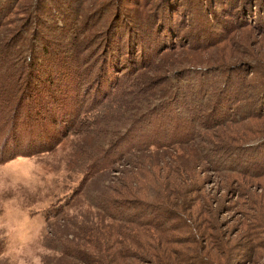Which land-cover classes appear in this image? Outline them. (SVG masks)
Wrapping results in <instances>:
<instances>
[{
	"label": "rangeland",
	"instance_id": "374dc122",
	"mask_svg": "<svg viewBox=\"0 0 264 264\" xmlns=\"http://www.w3.org/2000/svg\"><path fill=\"white\" fill-rule=\"evenodd\" d=\"M61 1L65 13L76 18L78 32L67 37L62 30L47 28L49 33L38 39L45 49L54 47L57 53L49 57L52 62L49 60L44 69L42 58L36 71L39 76L31 80L50 89L52 80L48 76L53 75L51 69L56 62H64L61 57L65 54L76 53L77 71L85 84L81 111H72L77 115L72 120L78 123L79 116L81 129L96 108L101 115L110 112L113 116L124 108L115 107L108 93L113 89L112 81L117 80L115 76H119L116 82L120 84L127 78L124 76L131 71L129 67L147 66L148 80L153 83L149 91L156 92L150 98L152 106L171 100L163 108L151 106L143 119L135 117L137 121L124 135L116 137L123 135L116 148L110 149L109 157L120 158L89 183L97 191L102 182L116 187L126 170L132 207L122 215L141 209L144 220L150 211L166 216L163 226L159 221L157 228L144 225L149 232L141 238L143 246L132 247L139 255L135 264H264V0H182L177 10L169 3L165 15L159 11L157 0H125L126 4H117V0ZM42 3L0 0V47L17 29L20 33L23 29L31 31L34 26L30 16L42 13ZM121 7L132 14L124 17ZM106 14L111 20L118 17L124 25L123 18H136L134 21L140 23L150 19L156 26L148 24L145 32L139 33L134 31L139 25L133 26L143 40L128 44L129 36L134 35L129 32L116 53L110 54L115 56L112 62L100 71L96 64L92 72V62L87 61L97 49L96 37L104 33ZM67 22L70 27L72 23L69 19ZM176 30L187 32L180 31L179 35ZM24 37L29 39L28 46L14 44L12 53L20 49L22 55L25 48L33 47L35 36ZM110 37V33L103 35L100 42L107 43ZM89 44L93 46L86 48ZM65 48L68 53H64ZM98 51L101 56L102 50ZM10 56L7 69L14 68V61H18H10ZM44 78L47 80L42 82ZM163 81L172 92L178 88L177 81L181 84L176 98L169 97L168 90L160 92ZM93 97L99 100L95 108H90ZM230 101L232 106H228ZM186 106L192 110L186 111ZM20 112L26 113L25 108ZM204 115L207 126L197 124V133L193 126ZM84 117L86 121H82ZM98 118L95 116L94 121ZM100 125L94 133L101 137L106 133L99 130ZM76 126L47 148L0 162V264H52L56 253L49 247L55 240H48V248L44 247L42 235L53 239L52 233H82L83 220L103 224L84 192H73L86 166L79 169L83 157L93 151L90 134L74 131ZM111 136L109 133L108 138ZM156 139L169 145H160L152 153L136 149L143 146L138 141ZM8 148L6 151H10ZM129 150L137 153L122 159ZM137 186L140 190L135 192ZM69 194L68 205L47 218Z\"/></svg>",
	"mask_w": 264,
	"mask_h": 264
},
{
	"label": "trees",
	"instance_id": "16d2710c",
	"mask_svg": "<svg viewBox=\"0 0 264 264\" xmlns=\"http://www.w3.org/2000/svg\"><path fill=\"white\" fill-rule=\"evenodd\" d=\"M157 1L160 2L159 11L164 15L168 13L166 9L169 7V3L172 4L173 8L176 10L179 9V4H183L182 0ZM42 2L44 3H42L44 6L41 9L42 13L30 16L31 18L29 19V22L34 26L33 28H30L31 31H29V29H23L22 33H20L17 29L15 32L11 33L6 44L4 45L3 43V46L0 47V162L7 161L19 155H25L29 151L37 150L39 147L43 149L45 147L47 148L65 134L74 124L77 125L73 128L74 131L79 130L80 132L84 131L89 133V136L93 139V151L87 153L86 157H83V163L80 165L81 167L79 169H81L83 165L86 166L81 170L80 179L73 192H84V198L87 199L91 207L99 211L100 218L98 222H103V224L98 225L92 221L83 220L80 226L82 233H52L54 236L53 239H50L49 235H42L43 246L48 248L47 241L55 240V245L49 247L56 253L55 260L52 264H67L68 262L64 259H68L70 261L69 264H135V258L139 255L133 253L134 250L132 251V247L143 246L141 238L143 236L147 237L149 232V228L144 227V225H152L153 228H157L159 225L163 226L166 216L164 214H156L155 212L152 213L153 211H150L147 212L149 216L144 220L142 217L144 216V213L141 209L133 211L130 215H122L127 208L132 207V204L128 199V194L131 193V190L127 188V182H125L127 180L126 170L124 175L118 181L116 187L111 186L109 182H102L101 190L97 191L98 189L93 190L90 188L89 183L99 176L100 173L107 172L111 168L113 162L120 158L118 155L115 159L109 157L110 149L112 150V148H116V142L124 135L128 128L137 121L135 117L138 116V118L140 117L143 119L151 110L152 99L150 98L151 96H154L156 92L149 91L152 88L151 86L153 83L148 80L149 75L147 66L144 67V69L141 64L137 67H129L131 71L123 72V74L128 73V75L124 76L127 78L124 79L121 84L116 82L119 76H115L117 80L112 81L113 89L112 91H109L108 95L113 98L115 107L124 105V108L117 110V113L114 114L116 116H113L112 113L109 115L110 112H104V115H101L96 108L93 115H88L89 120L82 124L83 128L81 129L80 117L78 116V120L76 119L78 123H75V119L72 120L73 117L75 118L77 116L75 114L74 116L72 111H75L76 113L81 111L83 102L81 91L85 84L83 76L77 71L79 56L76 55V53H70L71 55L68 54L67 56L66 54L65 56L61 55V59L64 62H56L55 68L51 69L53 75L49 74L48 76L50 81L52 80L48 85H52L50 89L45 88L46 85L42 86V84H39V82L34 79L31 80L33 77L39 76L36 75V71L40 68L39 66L42 58L45 62V64H43L44 69L47 62L49 60L51 61L49 57H53L55 53H57L54 47L53 50L50 48L45 49L46 45L41 43V40L38 39L40 36L43 35L44 37L49 33L48 31L50 30L47 28L52 27L53 30H62V33L67 37L74 35V33L77 34L78 32L75 29L77 26L76 18L72 19V15L68 16V14L65 13L63 7V4L65 3L63 1L42 0ZM118 3L126 4L125 0H117V4ZM121 12L124 13V17L128 14H132L129 9L127 11L123 10V7H121ZM108 14L105 15L107 17H105L102 30L104 29V36H107V34L110 33L111 37L107 43H104L103 41L100 42L103 35L96 37L97 41L94 46L95 48L97 46V49L92 54V60L87 61L92 62L90 67L92 72L94 71L96 64H98L97 66H100V71L101 67L104 68L103 66L105 64L107 65V62H112L115 56L112 57L110 54L113 55L116 53V47L126 39L129 32L131 35H134L129 36L131 38L128 41V44L133 41L138 42L143 40V35L140 33L141 36H139L138 33L145 32L148 24L156 26L155 22L150 21V19L146 23L144 20L140 23L134 21L136 18H123L124 25L120 23L121 20H118V17L114 20L108 18ZM68 19L70 21L69 23H72L70 27H68ZM58 21H61L62 24H59ZM53 23H55L57 27H55L56 25H53ZM136 25L139 26L137 27L138 29L134 28V31H138V33H134L132 29V27ZM35 27L37 28L35 29ZM193 28L194 26L192 25V29ZM180 31H177L179 35ZM181 32L186 33L187 31ZM23 33L24 36L28 38L35 36L33 39V47L30 46L29 48H25L22 55L20 49L16 50L17 53H15V51L12 53L11 47L14 44L16 46H19V44L22 46H28L27 40L29 39H26L23 36ZM115 36L118 37L113 40ZM104 41H106V39ZM69 46L71 47V45ZM89 46L93 45L89 44L86 48ZM163 46L166 45L164 44ZM71 48H69V50H71ZM100 49L102 50L101 56L98 51ZM62 51L63 50L59 53H63ZM67 51L68 49L65 48L64 53H68ZM10 55H12L10 61L14 58L18 61L16 63L14 61V68L8 67L7 69V61L10 59ZM66 57L69 59L67 62H65L67 59ZM21 60H23L22 64H20ZM98 62H100V64ZM61 63L64 66L66 63V66L63 68ZM114 63L116 64L117 62ZM3 70H5V72L1 73ZM74 74H77V76H74ZM45 80H47V78H44L42 82ZM31 83H33V85ZM89 83L90 81L87 82V84ZM177 86L178 88L181 86L178 81ZM178 88L175 87V90L172 92V90L170 91L169 89H166L165 81H163L160 89L161 91H159L165 94L167 92L166 90H168L170 94L169 97L173 96L174 99L179 95L180 90ZM98 100V97H93L90 101L92 106L89 107L95 108ZM169 101L171 100L165 99L164 101H160L158 105H153L152 109L156 108L154 106H160V108H163L165 107V103ZM183 101H185V99H183ZM230 105L231 101L228 102V106ZM89 107L88 109H90ZM21 108H25L26 113L20 112ZM185 109L186 111L192 110L191 108H187V106ZM193 112L195 113L197 110ZM208 114L210 115L211 113ZM95 116L99 117L97 122L94 121ZM101 117L104 119L102 120ZM86 119L87 118L84 117L82 121H86ZM132 119H134L133 122L127 125L126 122ZM205 119L206 115H204L203 118H200V121L195 123L193 126L195 132L200 133L197 131L198 127L196 125L198 124L201 126L200 123L205 125ZM111 120L115 123H110ZM98 123L101 124L99 130L103 131V133L105 131L106 133L101 137L98 136L97 132L94 133V129L98 128ZM109 133L112 136L108 138ZM119 134L123 135L116 140V137ZM174 141L175 140H172V143ZM157 142V139L152 141L143 140L138 141V143L143 144V146H136L137 144L135 146L136 149L147 150H138V152L152 153L158 150L155 148L160 145H169L168 141L165 143ZM135 146H132L131 148ZM151 146L152 150H150ZM7 147H9L8 149L10 151H6ZM126 153H128V155H126ZM126 153L122 156V159L124 160H128V156L134 155L137 152L135 150H129ZM152 174H155V169ZM145 184H148V182L146 181ZM139 190L140 189L137 186L135 192H138ZM68 196L64 199V203H59L57 206H54L57 210L54 209L55 211L53 210V212L49 211L46 217L53 216L56 211L60 212L62 210H60V208L67 206L70 194ZM136 204L140 205L141 203ZM141 208L143 209V207ZM152 208L155 207H151V209ZM157 221H159V225ZM149 234L150 237L153 238L152 233ZM48 262L49 261H42V264H47Z\"/></svg>",
	"mask_w": 264,
	"mask_h": 264
}]
</instances>
